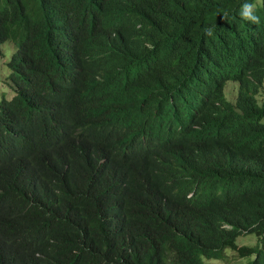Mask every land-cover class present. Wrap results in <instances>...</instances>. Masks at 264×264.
Returning <instances> with one entry per match:
<instances>
[{
	"label": "trees",
	"instance_id": "trees-1",
	"mask_svg": "<svg viewBox=\"0 0 264 264\" xmlns=\"http://www.w3.org/2000/svg\"><path fill=\"white\" fill-rule=\"evenodd\" d=\"M7 40L0 264H264V0H0V55ZM138 64L159 147L108 127Z\"/></svg>",
	"mask_w": 264,
	"mask_h": 264
},
{
	"label": "clouds",
	"instance_id": "clouds-1",
	"mask_svg": "<svg viewBox=\"0 0 264 264\" xmlns=\"http://www.w3.org/2000/svg\"><path fill=\"white\" fill-rule=\"evenodd\" d=\"M253 9L254 4L248 10L241 12L243 13V17L245 19H249L253 23H258V17L250 13ZM215 24L216 21L214 20L212 25L215 26ZM217 31L219 32V35L223 37L224 42H226V33L228 31L227 26L220 27ZM207 34L210 35L211 33L208 31ZM211 57L215 59L216 55L213 54ZM217 66L220 69L224 70L228 75V78L225 80L226 86L229 82L236 84L231 79L233 77V57H224L222 62ZM145 71V67L141 64H138L132 69L131 73L127 77L120 81V86L123 90V98L125 103L129 105L132 104L135 106V108L132 109L130 117L122 120L120 125L112 122L110 125H108V127L111 129H115L118 132H124V139L127 140L128 146L140 145L142 146V148H148L150 146L159 147L164 145L162 132L164 124L163 111L159 107L158 103L152 98H144V102H141L142 99L133 100L131 94V75Z\"/></svg>",
	"mask_w": 264,
	"mask_h": 264
},
{
	"label": "rangeland",
	"instance_id": "rangeland-1",
	"mask_svg": "<svg viewBox=\"0 0 264 264\" xmlns=\"http://www.w3.org/2000/svg\"><path fill=\"white\" fill-rule=\"evenodd\" d=\"M15 46L10 41L7 40L1 45L2 54L0 55V97L5 95V97L10 98L14 91L11 88L7 75L10 72L9 68L6 65V62L10 58L11 53L14 51ZM236 93V84L229 82L226 86V96L229 100H233ZM260 97H264V85L261 89V94L258 95ZM236 242L238 245L246 244V245H254L257 243V237L253 233L244 234L237 237ZM226 258L223 261L220 260H211L210 264H243L247 262L249 259H243L238 257L236 252L230 250L227 251Z\"/></svg>",
	"mask_w": 264,
	"mask_h": 264
}]
</instances>
